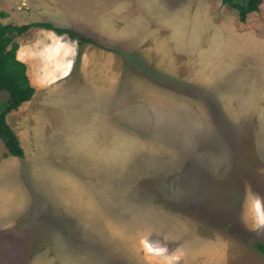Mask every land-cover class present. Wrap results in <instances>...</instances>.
Returning <instances> with one entry per match:
<instances>
[{
    "label": "rangeland",
    "instance_id": "374dc122",
    "mask_svg": "<svg viewBox=\"0 0 264 264\" xmlns=\"http://www.w3.org/2000/svg\"><path fill=\"white\" fill-rule=\"evenodd\" d=\"M90 3L0 0L95 42L7 114L0 264H264V0Z\"/></svg>",
    "mask_w": 264,
    "mask_h": 264
},
{
    "label": "trees",
    "instance_id": "16d2710c",
    "mask_svg": "<svg viewBox=\"0 0 264 264\" xmlns=\"http://www.w3.org/2000/svg\"><path fill=\"white\" fill-rule=\"evenodd\" d=\"M222 3L234 7L238 12L239 20L244 22L251 12L259 9L262 0H222ZM1 15H5L2 12ZM42 27L54 30L58 34H66L76 39L79 44L91 43L89 37L68 29L55 27L50 22H33L24 24L3 23L0 20V92L7 95L6 100L0 103V140L6 147V154L20 158L25 156V151L20 144L17 134L7 121V114L30 100L35 92L27 75L26 64L17 57V44L15 39L31 27ZM264 252V245L257 244Z\"/></svg>",
    "mask_w": 264,
    "mask_h": 264
},
{
    "label": "crops",
    "instance_id": "0c3cea01",
    "mask_svg": "<svg viewBox=\"0 0 264 264\" xmlns=\"http://www.w3.org/2000/svg\"><path fill=\"white\" fill-rule=\"evenodd\" d=\"M101 1L106 2V0ZM91 3L88 6H93V4L98 5L96 0H91ZM54 10L57 9L54 7ZM39 22H50L53 24L51 21ZM7 23L11 22L9 21ZM77 24L78 22L76 21L75 23L68 24L71 27H59L73 30L74 27H80ZM31 29L33 32H36L33 37L25 39L24 36L20 35V41L17 42V57L26 64L27 75L31 84L35 89H39V87H50L62 80H67V78L72 75V72L75 68L76 56L78 53L77 51L79 48L78 42L68 37V35H60L54 30L45 29L42 27H32ZM95 35L98 36V34ZM91 43L92 45L95 44V42ZM91 43H88L86 46H84L83 60H88V50L90 49L89 46Z\"/></svg>",
    "mask_w": 264,
    "mask_h": 264
}]
</instances>
